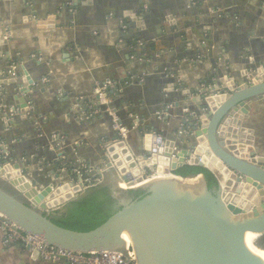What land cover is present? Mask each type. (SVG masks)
<instances>
[{
  "label": "crops",
  "instance_id": "crops-1",
  "mask_svg": "<svg viewBox=\"0 0 264 264\" xmlns=\"http://www.w3.org/2000/svg\"><path fill=\"white\" fill-rule=\"evenodd\" d=\"M77 2L0 0V79L13 80L1 87L0 144L37 190L82 165L120 180L107 171L116 119L134 154L146 133L184 147L186 123L205 112L198 92L242 86L264 68V0ZM98 88L101 114L91 106ZM249 114L264 155V100ZM1 240L0 264H45Z\"/></svg>",
  "mask_w": 264,
  "mask_h": 264
},
{
  "label": "water",
  "instance_id": "water-1",
  "mask_svg": "<svg viewBox=\"0 0 264 264\" xmlns=\"http://www.w3.org/2000/svg\"><path fill=\"white\" fill-rule=\"evenodd\" d=\"M84 3L79 0L77 5ZM12 82L0 79V95L1 87ZM224 85L197 93L205 112L186 123L189 144L184 147L174 148L157 134L146 133L137 154L119 137L106 148L107 171L120 179L113 181L120 209L87 232L60 227L50 217L86 189L67 181L37 190L26 180L25 169L11 167L1 146L0 220L75 253L108 251L129 258V245L134 250L138 241L143 262L135 259L136 264H264L263 254H248L243 244L244 234H254L255 245L264 250L258 246L264 237V155L249 114L253 103L264 100V68L253 70L242 86ZM101 104L94 106L100 114ZM183 165L204 168L216 185L208 188L202 175L172 174ZM129 191L144 196L134 199Z\"/></svg>",
  "mask_w": 264,
  "mask_h": 264
},
{
  "label": "built area",
  "instance_id": "built-area-1",
  "mask_svg": "<svg viewBox=\"0 0 264 264\" xmlns=\"http://www.w3.org/2000/svg\"><path fill=\"white\" fill-rule=\"evenodd\" d=\"M93 98V104L103 102L106 100L103 88H98L96 90L95 96ZM96 111L92 109L91 117L94 116ZM113 126L117 132V136L120 139L125 137L126 128L122 126L118 120H114ZM3 146L0 144V147ZM1 158V157H0ZM90 168L87 166H79L72 170V174H75L77 178H72L70 180L74 184L81 185L84 189H89L96 186L102 181V178H91L88 176ZM0 234L2 235V243L4 245H19L28 251H34L38 254L39 258L45 264H132L136 263L133 254V247L129 245V258L122 254L101 251V252H91V253H75L72 251H67L59 248H55L45 244L39 238L32 236L30 234L23 233L21 231L12 228L11 224L5 223L0 220Z\"/></svg>",
  "mask_w": 264,
  "mask_h": 264
},
{
  "label": "trees",
  "instance_id": "trees-1",
  "mask_svg": "<svg viewBox=\"0 0 264 264\" xmlns=\"http://www.w3.org/2000/svg\"><path fill=\"white\" fill-rule=\"evenodd\" d=\"M172 174L182 178L202 175L207 181L208 188L216 185L211 174L201 167L183 165L174 170ZM115 187L113 181H105L101 185L98 184L87 189L75 200L50 213L51 221L60 227L75 231L87 232L95 229L120 209L117 206V199L113 196ZM143 194L141 191L128 192V195H133L134 199L143 197ZM261 241H264V237L261 238Z\"/></svg>",
  "mask_w": 264,
  "mask_h": 264
},
{
  "label": "bare ground",
  "instance_id": "bare-ground-1",
  "mask_svg": "<svg viewBox=\"0 0 264 264\" xmlns=\"http://www.w3.org/2000/svg\"><path fill=\"white\" fill-rule=\"evenodd\" d=\"M148 183H149V181H146L145 182V184H148ZM256 238H257V236L254 235V234H250V233L244 234L243 235V244H244V247H245V249H246V251H247L248 254H263L264 255V250L258 248L255 245ZM133 254H134V251H133ZM142 262L143 261H141V263Z\"/></svg>",
  "mask_w": 264,
  "mask_h": 264
},
{
  "label": "rangeland",
  "instance_id": "rangeland-1",
  "mask_svg": "<svg viewBox=\"0 0 264 264\" xmlns=\"http://www.w3.org/2000/svg\"><path fill=\"white\" fill-rule=\"evenodd\" d=\"M109 181H114V180H109ZM71 182V181H70ZM98 185V184H97ZM258 246L264 248V241H261V239L258 241ZM256 247V246H255ZM257 250V249H256ZM134 256H135V259L141 263V261H143V258H142V252H141V249H140V244L138 241H136V245L134 247Z\"/></svg>",
  "mask_w": 264,
  "mask_h": 264
},
{
  "label": "flooded vegetation",
  "instance_id": "flooded-vegetation-1",
  "mask_svg": "<svg viewBox=\"0 0 264 264\" xmlns=\"http://www.w3.org/2000/svg\"><path fill=\"white\" fill-rule=\"evenodd\" d=\"M117 184L115 183V186H116ZM116 188V187H115Z\"/></svg>",
  "mask_w": 264,
  "mask_h": 264
}]
</instances>
